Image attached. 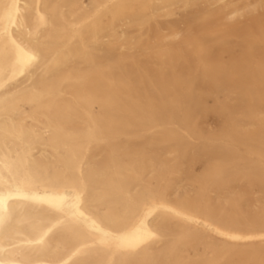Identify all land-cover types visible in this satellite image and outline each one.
I'll list each match as a JSON object with an SVG mask.
<instances>
[{"label": "bare ground", "instance_id": "obj_1", "mask_svg": "<svg viewBox=\"0 0 264 264\" xmlns=\"http://www.w3.org/2000/svg\"><path fill=\"white\" fill-rule=\"evenodd\" d=\"M0 264H264V0H0Z\"/></svg>", "mask_w": 264, "mask_h": 264}, {"label": "rangeland", "instance_id": "obj_2", "mask_svg": "<svg viewBox=\"0 0 264 264\" xmlns=\"http://www.w3.org/2000/svg\"><path fill=\"white\" fill-rule=\"evenodd\" d=\"M179 15H180V14H177V15L173 16L172 19L177 18ZM210 126H213V124L210 123Z\"/></svg>", "mask_w": 264, "mask_h": 264}]
</instances>
